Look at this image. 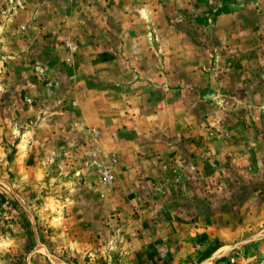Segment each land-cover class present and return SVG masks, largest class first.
Returning <instances> with one entry per match:
<instances>
[{
	"label": "rangeland",
	"instance_id": "rangeland-1",
	"mask_svg": "<svg viewBox=\"0 0 264 264\" xmlns=\"http://www.w3.org/2000/svg\"><path fill=\"white\" fill-rule=\"evenodd\" d=\"M0 264H264V0H0Z\"/></svg>",
	"mask_w": 264,
	"mask_h": 264
}]
</instances>
